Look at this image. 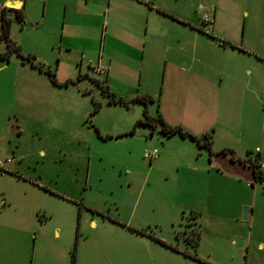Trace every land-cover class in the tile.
Segmentation results:
<instances>
[{"label":"rangeland","instance_id":"rangeland-1","mask_svg":"<svg viewBox=\"0 0 264 264\" xmlns=\"http://www.w3.org/2000/svg\"><path fill=\"white\" fill-rule=\"evenodd\" d=\"M98 1L81 16L83 0H28L25 24H12L24 56L53 76L21 79L16 55L0 71V264H264V183L249 160L264 154V0H154L159 11L126 43L106 30L130 17L122 0L105 21ZM198 89L200 108L216 104L212 154L161 130L199 132ZM81 202L97 209L82 220Z\"/></svg>","mask_w":264,"mask_h":264},{"label":"crops","instance_id":"crops-1","mask_svg":"<svg viewBox=\"0 0 264 264\" xmlns=\"http://www.w3.org/2000/svg\"><path fill=\"white\" fill-rule=\"evenodd\" d=\"M83 1H84L85 9L80 13V15L81 16H90V14L95 15L92 12V8L96 9L95 7H97L99 1L98 0H83ZM122 2H123L122 12L123 11H128V14L130 15V17H126V16L121 17L120 20H122V21L110 20L109 23L106 26V30L108 31V29H109V33H110L109 37H111V39H113V40L117 39V37H118V40H121L123 43H126L127 42L126 39L122 40L123 38L121 39V37H119L123 33V34L130 35V36L133 35L134 39L139 40L135 34H137V33L140 34V28L142 26V23H140L142 21L141 17H145L146 20H147L146 22H148V20L150 18V15H152L151 13L154 11V9L157 6L156 2L154 0H122ZM90 6L92 8H90ZM103 6H105L104 7L105 11L102 12L103 15H104L103 20L105 21L106 19L108 20V15H109V12H107V9L109 10L111 7L113 8V0H107V2L103 4ZM87 7H89V8H87ZM156 9H157V11H159L158 8H156ZM3 10H4L5 16L8 19H10V28H9V37H10L12 24L14 22L15 23L16 22H21V21L17 20L14 17L13 10H22L23 18L25 19L26 15L28 16V11H29L28 0H0V41H2L1 33H2V27H3V24H2ZM151 19H152V17H151ZM179 20L180 21H184L182 19H179ZM188 23H189V25H191L190 26V30L194 31L193 33H194L195 36H199V34H203L204 33V31H203L204 28H198L199 26L197 25L196 21H193V22L189 21V22H187V24ZM24 24H25V22H24ZM184 24H186V22ZM137 27H140L139 30H137ZM206 31H208V30H206ZM146 33H147V30H146ZM146 33H145V36H146ZM114 35H115V37H113ZM10 39L13 42H15L17 45H19L16 42V40H14L13 38H10ZM20 49H21L20 50L21 53L24 55V53L22 52L21 46H20ZM6 51H7V44H6V46L3 49H0V71L1 72H4V71L9 69V67H10L9 64H11L10 62L12 61V56L13 55H16L17 57H19L18 58L19 60H22L21 64L20 65L18 64L16 66V71H15L16 73H18V76L21 79H25V77L27 75L31 74L29 69H31L33 71H39V73L43 72V71H40L38 68H36L32 63H30L28 61H23V59L15 52H13L11 55H9L7 59H3L1 57V54L5 53ZM37 55H38L37 53H32V51H29V54L27 56H30L31 58H33L32 61L34 62V60H36V58H37ZM189 72H192V71H189ZM190 76L192 77L193 75H190ZM196 77L199 78V79H197V82L201 86H205L206 84L204 82H200L199 81L200 79L203 80V81L206 80V83L207 82L211 83V79H209V80L207 79L209 77V75L205 76V75L196 74ZM12 78H13L12 77V72H10L9 73V79H7V80H9V82L12 83V82H14L12 80ZM194 87H195L194 84L191 85V89H193ZM16 92H17L16 96H18V94L20 93L19 92V88H16ZM193 97L194 98H192V99L194 101H191L192 102L191 105H193L194 110H198L199 109V111L198 112H194V114L196 115V117L198 119H200L201 114H204L205 115V119L207 121L205 123H203V126L201 127V129H199L198 133L192 132V134L196 135V136H200V135H202L204 133H209V132H212V131L215 132L218 129L220 130L219 125L217 124V122H218L217 121L218 120L217 110H214L216 108L215 102L212 99H210V101L208 103L209 107H207L206 109H205V107L200 108L199 104L198 103L196 104L195 101L196 100L200 101L201 99L205 100V94L204 93L200 94L199 89H198L197 92H194ZM15 98H17V97H15ZM185 102L188 104V102H190V101H188V99H186ZM208 113H209V116H207ZM193 120H196V118L194 117ZM186 129L189 130V128H186ZM216 141L217 140L214 137L213 138V143H212V149H213V146H214V142H216ZM223 149H225V150L228 149V150H231V152H234V150L231 149V148H225L224 147ZM214 151L215 150L213 149V152ZM224 155L225 156H224L223 160H228L229 159V155L228 154H224ZM210 156H211V154H210ZM203 158H204V156H203ZM218 159L216 161L215 158L213 157V155H212V157L209 158V162H210V167L211 168H212V166L216 167V165L218 167L220 166ZM258 159H259V164L262 167V162H264L263 161L264 154H263L261 149L258 150ZM208 171H209V175H208V178H207L208 187H207V190H206V194L207 195H208V192H209V185L211 183L210 182V178H212V175H211L212 174V170L209 169ZM77 205L79 206V208H78L79 210L78 211H79V218L81 220H82V218L84 216V214H83L84 211H86L87 213H88V211H94L92 209L93 206L90 205L87 202L77 203ZM93 208H95V207H93ZM95 213L99 214L102 217L101 220H105L108 223H112L113 225H124L122 223V221H120L117 217H108L109 218L108 219V218L105 217L104 213H102L101 211H96ZM251 213H252V211H250V214ZM93 225H94V223L88 222V227L89 228H90V226H93ZM55 230H56V233L59 234V227H55Z\"/></svg>","mask_w":264,"mask_h":264},{"label":"trees","instance_id":"trees-1","mask_svg":"<svg viewBox=\"0 0 264 264\" xmlns=\"http://www.w3.org/2000/svg\"><path fill=\"white\" fill-rule=\"evenodd\" d=\"M13 13H14V17L19 20V21H24V18H23V13H22V10H13ZM2 24H3V27H2V33H1V38L2 39H5L7 40V51L3 54H1V57L3 59H7L9 55H11L13 52L17 53L22 59L23 61H28L30 63H32L36 68H38L40 71H44L48 74H50L51 76H53L52 72L50 71V69H43V66L39 63V64H36L32 61L33 58H31L30 56H24L22 53H21V49H20V46L17 45L15 42H13L10 37H9V28H10V19H8L5 14H4V10H3V14H2ZM146 97H149L150 96H135L134 98L131 99L132 102H146V101H143V100H146ZM113 101L115 103H122V104H128V100H125L124 98L122 97H119L117 99H113ZM146 112V110H145ZM159 120L161 121V119L159 118ZM145 123H149V122H152L151 119L149 117H147V119L144 121ZM162 132L164 134H167V135H173L175 133H178L180 136L182 137H189L190 139H192L194 142H196V144L199 146V147H205L209 150V152L212 154L213 153V150H212V143H213V136H212V133H204L200 136H196V135H193L191 133H189L188 131H185L184 129H182L180 126H170L168 125L167 123L165 122H162V128H161ZM223 153H226V150H222ZM251 160V165H252V168H253V171H254V176L255 178H257L258 180L262 181L264 183V174L262 173L261 169H260V164H259V159L256 160V162L254 163L252 161V159H249ZM198 231V230H197ZM195 233V238L194 239H190L192 240L193 242V246H197L198 245V241H199V231L198 232H194ZM178 236V234H177Z\"/></svg>","mask_w":264,"mask_h":264},{"label":"built area","instance_id":"built-area-1","mask_svg":"<svg viewBox=\"0 0 264 264\" xmlns=\"http://www.w3.org/2000/svg\"><path fill=\"white\" fill-rule=\"evenodd\" d=\"M206 24H212V19L208 15H204L202 19ZM145 157L149 158L151 161L158 158V153L156 151H145Z\"/></svg>","mask_w":264,"mask_h":264},{"label":"water","instance_id":"water-1","mask_svg":"<svg viewBox=\"0 0 264 264\" xmlns=\"http://www.w3.org/2000/svg\"><path fill=\"white\" fill-rule=\"evenodd\" d=\"M248 218V209L245 208L244 211L242 212V219L246 220Z\"/></svg>","mask_w":264,"mask_h":264}]
</instances>
